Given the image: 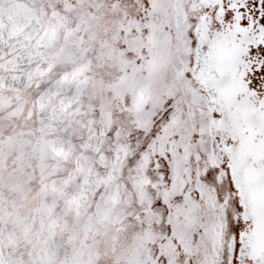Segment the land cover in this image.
I'll use <instances>...</instances> for the list:
<instances>
[{
  "label": "snow or ice",
  "instance_id": "snow-or-ice-1",
  "mask_svg": "<svg viewBox=\"0 0 264 264\" xmlns=\"http://www.w3.org/2000/svg\"><path fill=\"white\" fill-rule=\"evenodd\" d=\"M0 264H264V0H0Z\"/></svg>",
  "mask_w": 264,
  "mask_h": 264
}]
</instances>
